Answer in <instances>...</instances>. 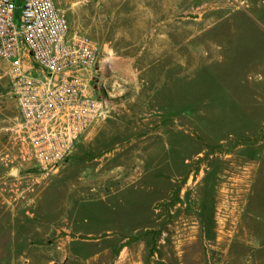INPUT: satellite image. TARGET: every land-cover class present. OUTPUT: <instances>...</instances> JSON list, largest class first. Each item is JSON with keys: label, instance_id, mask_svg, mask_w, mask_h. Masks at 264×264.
Wrapping results in <instances>:
<instances>
[{"label": "rangeland", "instance_id": "rangeland-1", "mask_svg": "<svg viewBox=\"0 0 264 264\" xmlns=\"http://www.w3.org/2000/svg\"><path fill=\"white\" fill-rule=\"evenodd\" d=\"M55 2L101 48L109 112L49 179H0V264H264V0Z\"/></svg>", "mask_w": 264, "mask_h": 264}, {"label": "built area", "instance_id": "built-area-1", "mask_svg": "<svg viewBox=\"0 0 264 264\" xmlns=\"http://www.w3.org/2000/svg\"><path fill=\"white\" fill-rule=\"evenodd\" d=\"M20 3L17 23L15 0H0V61L18 111L0 150V179L17 167L46 180L108 114L96 92L109 65L95 40L70 28L55 0Z\"/></svg>", "mask_w": 264, "mask_h": 264}, {"label": "crops", "instance_id": "crops-1", "mask_svg": "<svg viewBox=\"0 0 264 264\" xmlns=\"http://www.w3.org/2000/svg\"><path fill=\"white\" fill-rule=\"evenodd\" d=\"M259 76H264V75H259ZM76 235H79V233L75 232ZM3 238V234L2 232L0 231V241L2 240ZM77 240L76 237H71L70 235H66L64 236L63 238H61V242H60V248H61V251H60V254L61 255H64V256H74L73 252V243ZM28 258L29 260L28 261H31L33 264H48L49 261L46 260L49 255L48 253L43 250V251H37L36 252V249L34 248H30L28 250ZM75 253V252H74ZM40 259V260H37V259Z\"/></svg>", "mask_w": 264, "mask_h": 264}]
</instances>
